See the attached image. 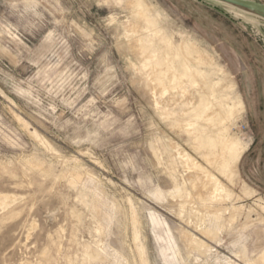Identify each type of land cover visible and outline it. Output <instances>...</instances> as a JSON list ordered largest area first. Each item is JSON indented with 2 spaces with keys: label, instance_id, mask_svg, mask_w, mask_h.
<instances>
[{
  "label": "rangeland",
  "instance_id": "374dc122",
  "mask_svg": "<svg viewBox=\"0 0 264 264\" xmlns=\"http://www.w3.org/2000/svg\"><path fill=\"white\" fill-rule=\"evenodd\" d=\"M141 5L0 0V264H261L264 18L217 0ZM184 40L211 57L191 63L207 84L231 80L216 98L241 99L222 132L243 147L234 171L207 160L217 134L196 114L203 89L162 91L144 65ZM189 156L218 188L209 199ZM88 250L102 260L86 263Z\"/></svg>",
  "mask_w": 264,
  "mask_h": 264
},
{
  "label": "bare ground",
  "instance_id": "6f19581e",
  "mask_svg": "<svg viewBox=\"0 0 264 264\" xmlns=\"http://www.w3.org/2000/svg\"><path fill=\"white\" fill-rule=\"evenodd\" d=\"M135 2V1H134ZM142 0H136V3L138 5H141ZM142 6V5H141ZM145 8V7H144ZM135 9V8H134ZM149 9V8H147ZM146 10V9H145ZM150 11V10H149ZM139 14L141 15L140 17H142V19L145 21V23L149 24V26L147 28H145V30L148 31V29L150 30V28L152 27H156L153 25L152 23V17L150 18L149 16H147V13L145 14V11L143 9V7L141 9H139ZM154 15V14H153ZM138 16V13H137ZM139 17V16H138ZM139 17V18H140ZM154 17V16H153ZM155 18V17H154ZM138 19V18H137ZM140 20V19H139ZM155 21V20H154ZM137 22V21H136ZM134 23V22H133ZM136 24V23H135ZM145 25V24H144ZM139 26V25H138ZM137 26V27H138ZM131 29L134 28L133 24H130ZM129 27V28H130ZM142 27V26H141ZM140 27V28H141ZM146 27V26H145ZM139 28V27H138ZM143 28V27H142ZM154 29V28H153ZM144 30V28H143ZM144 30V31H145ZM155 30V29H154ZM131 31V30H130ZM146 32V31H145ZM151 32V31H149ZM155 33V31H154ZM136 34V33H135ZM152 34V33H151ZM159 33L154 34L155 36H159ZM154 36V37H155ZM135 37V35L133 36ZM148 38V37H147ZM140 39V38H139ZM161 39V38H160ZM135 40V39H133ZM138 40V39H137ZM166 40V39H165ZM169 40V39H168ZM171 40V39H170ZM169 40V41H170ZM132 41V40H131ZM139 41V40H138ZM186 40L182 41L180 44L177 45H173L171 43H169L168 41L166 42V52L163 54V57L165 59V61L163 62V65H154L152 66L151 64H145V67L149 70H152V73L150 74V79L152 80V82H154V85L157 86L159 89H161L162 91L167 90V86L169 84V86L171 85L172 81L174 82V80H185L189 79L191 81L190 84H195L196 86L198 85L201 89H203V101L200 103L199 101V105L196 106L195 110H196V114L200 117V119L202 120L204 127H208L211 131L215 132L217 136L213 139V147H214V151L211 153V155L207 156V160L209 163L214 164L215 166H222V167H232L233 171H234V166L236 164V161L239 157V154L242 150V146L237 142L236 139H234L233 137L230 136H224L222 134V132H224L225 130H227V123H230V120L233 118V116H235V113L239 110L242 109V104H241V99L236 100L232 105L229 104L226 101H222L219 97V99L216 98V94L218 92V90L223 89V91H225V88H230L232 87V82L229 79V77H227V75L225 76V79L222 78V82H224V84H220L217 88L211 86L210 84H207L202 76L201 73H198L197 71H195V69H193L191 67V63L195 62L196 64H211L212 63V59L211 57L202 51L201 48L198 47V45L194 44V43H188L185 42ZM136 42V41H135ZM165 43V42H164ZM141 45V44H140ZM133 46V45H132ZM143 47V46H142ZM145 48V47H144ZM143 48V49H144ZM147 48V47H146ZM139 49V48H138ZM142 49V48H141ZM139 51V50H138ZM141 51V50H140ZM159 51V50H158ZM162 51V50H161ZM160 51V52H161ZM147 52V51H146ZM139 55V54H138ZM146 55V54H145ZM160 55V54H159ZM156 56H158L156 54ZM154 57V54H153ZM155 58V57H154ZM179 58L181 60V66L185 69V72H176V73H171V64H169L168 61H170L171 59H177ZM145 59V58H144ZM149 59V57H148ZM160 59V58H158ZM147 61V60H146ZM152 61V59H151ZM155 61V59H154ZM177 61V60H176ZM157 62V61H156ZM160 62V61H159ZM173 62V61H172ZM148 63V61H147ZM158 63V62H157ZM155 63V64H157ZM214 63V62H213ZM214 65V64H213ZM171 66V67H170ZM181 68V67H180ZM173 69V68H172ZM179 70V69H178ZM176 71V70H175ZM184 71V70H183ZM222 73H224L223 69H221ZM200 72V71H199ZM205 74V73H203ZM225 75V74H224ZM158 79H162V81H158ZM209 79V78H208ZM211 80V79H210ZM214 80V79H213ZM220 81V80H219ZM218 81V82H219ZM217 82V83H218ZM185 83V82H184ZM179 84V83H178ZM177 85V84H176ZM181 85V84H179ZM216 86V84H215ZM172 87V86H170ZM176 87V86H174ZM195 88V86H194ZM157 89V88H156ZM175 89V88H174ZM177 90V89H176ZM181 90V89H180ZM201 92V91H200ZM190 94V92H188ZM196 93V92H195ZM220 94V93H218ZM224 94V93H223ZM229 95V94H228ZM222 96V95H221ZM227 96V95H226ZM224 97V96H222ZM201 99V98H200ZM231 99V98H230ZM232 100V99H231ZM197 101V100H196ZM198 102V101H197ZM192 109V108H190ZM193 110V109H192ZM194 112V111H193ZM191 112V113H193ZM189 115V114H188ZM238 115V114H237ZM197 116V117H198ZM194 119V118H193ZM201 122V123H202ZM199 124V123H198ZM202 128V127H201ZM207 129V128H206ZM205 129L204 132H207ZM203 130V129H202ZM210 133V131H209ZM213 136V134H212ZM210 139V137H208ZM209 143V142H208ZM207 143V144H208ZM175 144V143H174ZM201 147V146H200ZM197 148V147H196ZM207 152V150H206ZM186 156V155H184ZM227 156H232L233 160H228ZM191 156H189V160ZM205 157V156H204ZM189 164H191V166L194 168V174L191 175V180L193 185L198 189V196L200 197V199L206 200L211 198V196L213 195L214 191L217 190L218 188H215L212 186V179H206L205 181L201 182L198 181L197 178L200 176L201 171L204 169L201 165H199L198 163H196V161L194 160H190ZM214 166V167H215ZM226 168V170H227ZM217 169V168H216ZM231 169V171H232ZM206 170V169H205ZM204 170V171H205ZM229 170V169H228ZM223 171V170H222ZM203 172V171H202ZM209 172V171H208ZM224 173V172H223ZM212 177V176H211ZM203 179V178H202ZM233 180V179H232ZM213 183H215L213 181ZM192 185V186H193ZM219 187V186H218ZM224 188V187H223ZM215 197V196H214ZM208 209V208H207ZM212 209V208H211ZM215 209V208H213ZM218 209V208H217ZM209 211V210H208ZM220 211V210H218ZM211 212V211H210ZM216 212V211H215ZM214 212V213H215ZM217 213V212H216ZM236 214V213H235ZM187 221V220H186ZM183 231V230H181ZM181 233V232H180ZM183 234V239L184 242L186 243V246H188V249H190L192 252H198L197 250L200 243L197 242L191 235L190 233H185L182 232ZM206 234V233H205ZM203 246V245H202ZM208 247V246H207ZM208 249V248H207ZM189 250V251H190ZM102 257L97 254L96 252H94L93 250H88L86 257H85V261L86 263H92V262H97V261H101ZM144 260V259H143ZM260 263H264V255L261 257L260 259Z\"/></svg>",
  "mask_w": 264,
  "mask_h": 264
},
{
  "label": "water",
  "instance_id": "95a60500",
  "mask_svg": "<svg viewBox=\"0 0 264 264\" xmlns=\"http://www.w3.org/2000/svg\"><path fill=\"white\" fill-rule=\"evenodd\" d=\"M264 18V3L254 0H217Z\"/></svg>",
  "mask_w": 264,
  "mask_h": 264
}]
</instances>
